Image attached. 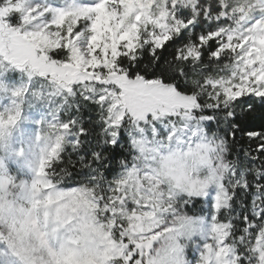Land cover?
Here are the masks:
<instances>
[{"label": "snow or ice", "instance_id": "snow-or-ice-1", "mask_svg": "<svg viewBox=\"0 0 264 264\" xmlns=\"http://www.w3.org/2000/svg\"><path fill=\"white\" fill-rule=\"evenodd\" d=\"M0 264H264V0H0Z\"/></svg>", "mask_w": 264, "mask_h": 264}, {"label": "rangeland", "instance_id": "rangeland-1", "mask_svg": "<svg viewBox=\"0 0 264 264\" xmlns=\"http://www.w3.org/2000/svg\"><path fill=\"white\" fill-rule=\"evenodd\" d=\"M10 76H11L12 78H15L16 80H19V79H20V75H19L18 72H17V73H11ZM33 131L35 132V125H34V124H33ZM38 163H39V156H37V157L34 159V161H33V166H34V167H35V166H38Z\"/></svg>", "mask_w": 264, "mask_h": 264}]
</instances>
